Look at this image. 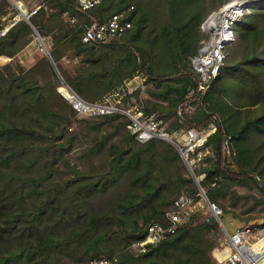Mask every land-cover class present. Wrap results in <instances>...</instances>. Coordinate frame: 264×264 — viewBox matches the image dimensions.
Instances as JSON below:
<instances>
[{
	"label": "trees",
	"instance_id": "trees-1",
	"mask_svg": "<svg viewBox=\"0 0 264 264\" xmlns=\"http://www.w3.org/2000/svg\"><path fill=\"white\" fill-rule=\"evenodd\" d=\"M229 1L103 0L79 12L77 0H45L31 23L49 39L62 78L45 54L29 68L19 59L37 39L29 22L0 36V55L12 58L0 64V264H88L115 255L114 264H218L212 250L221 227L201 214L150 250H130L149 224L164 222L180 194L196 192V183L172 143L140 142L125 116L79 117L58 90L63 82L95 102L139 76L133 95L145 88L144 110L164 113L171 129L215 121L207 194L223 208L222 219L231 213L245 225H264L263 215L242 219L225 203L253 199L244 213L257 204L264 209V0H248L246 15L235 20V40L203 103L194 113H178L198 84L192 57L210 37L202 24ZM130 6L133 26L123 36L84 40L88 25ZM8 12V0H0V29ZM64 56L77 62L68 68ZM75 122L78 128L69 130ZM75 147L83 167L71 162Z\"/></svg>",
	"mask_w": 264,
	"mask_h": 264
},
{
	"label": "built area",
	"instance_id": "built-area-1",
	"mask_svg": "<svg viewBox=\"0 0 264 264\" xmlns=\"http://www.w3.org/2000/svg\"><path fill=\"white\" fill-rule=\"evenodd\" d=\"M102 2L103 0H77V9L79 12H85ZM18 4L16 7L17 12L14 13L11 21L0 29V36H5L20 20H26L32 25L31 16L37 14L43 6H46L45 0L36 4L33 9H27L22 2ZM246 5V2L243 3L241 9ZM133 9L134 6H130L122 12L113 14L109 20L103 23L93 22L88 25L84 32V40L86 42L110 41L123 36L133 26L134 19L131 16ZM65 15L69 21L77 22L76 16L69 13ZM235 20L236 17H228L224 26L225 32H222L220 27L215 31H211L210 40L205 41L199 53L192 57L194 69L198 74V84L190 90L188 98L179 105L178 113L180 115L194 113L197 107L203 103L212 82L224 66L226 47L235 40L233 26ZM32 26L38 32L35 26ZM38 37L40 51L52 58L49 41L39 34ZM133 80L135 79L127 82L117 92L95 102L81 97L66 82L58 87L60 93L73 106L79 116L123 115L128 119L127 127L129 131L140 142L158 138L172 143L179 151L188 174L196 183V192L185 191L180 194L166 212L164 222L157 221L149 224L145 238L132 243L129 247L130 250L134 253H144L150 250L162 240L174 234L192 216L201 214L207 220L210 217H215L224 233L225 242L213 251L218 264H264V225H243L237 227L233 232L229 231L221 218L222 208L209 198L207 189L203 184L207 174L204 168L208 163V158L213 156V146L209 143V138L217 131V123L211 121L202 127L185 124L176 129H171V121L167 119L164 113L158 111L147 113L141 101H133L135 97L133 93L142 84L140 82L132 86ZM212 185H216V181ZM117 259V255L113 257L96 256L90 259L88 264H114Z\"/></svg>",
	"mask_w": 264,
	"mask_h": 264
},
{
	"label": "rangeland",
	"instance_id": "rangeland-1",
	"mask_svg": "<svg viewBox=\"0 0 264 264\" xmlns=\"http://www.w3.org/2000/svg\"><path fill=\"white\" fill-rule=\"evenodd\" d=\"M42 1L43 0H8V2H9V12L3 18H4V20H6L8 17H11L12 18V16L14 15V13L17 12V8L16 7H17V5H19L18 4L19 2H22L26 6L27 9H33L36 4H39ZM232 1H237V0H231V1L227 2V3H225L223 6H221L218 10H216L214 12L220 11L225 5H227L228 3L232 2ZM247 2H248V0H246V3ZM247 11H248V4L246 5V7H244V8L241 9L240 13L236 17V20L239 21L240 19H242L244 17V15H246ZM214 12H212V13H214ZM210 15L208 16V18L210 17ZM11 18H9L7 21L10 22L11 21ZM207 19L205 20V22L207 21ZM205 22L202 24V29L206 33L210 34L211 31L206 30L205 27H204ZM36 34H37V39H35V43H36L35 44L36 45L35 47H36V52L39 54V53H42V52L39 49L40 48V40H39V37H38V33L36 32ZM210 38H211V34H210V37L206 41L210 40ZM23 58H24V56H23ZM34 60H35V57L30 56L28 59H24V61L22 62V64L25 65L27 68H29V67H31L33 65ZM2 61H3L2 58H0V64H3ZM63 61H64L63 63H65V65H66V67L70 68V67H72V65L75 62H77V59H73L72 60L70 58H67V60L66 59H63ZM52 62H53V65H54L55 69L57 70L60 78H62V75H61V73H60V71L58 69L57 64L53 60H52ZM133 79H135V80H133L132 86L137 85V83L142 82V78L139 77V76H136ZM142 91L143 92L140 93V97L137 98L135 96L133 101L138 102V100H139V101H141L142 104H145L144 103V99L148 98V96L146 95L147 93L145 91V88H143ZM127 97H128V95L126 96V98ZM79 117H82V116H79ZM86 118H88V117H86ZM77 125L78 124H76V122L73 123L71 125V127H69V130H72L73 131V130L77 129L78 128ZM80 151L81 150L78 149L77 147H75L72 150V152L70 154V156H71V162L72 163H79L80 165L82 164V167H83V165H84L83 162L84 161H82L79 157H77L78 156V153H80ZM187 175L190 176L188 174V172H187ZM238 190H239V193H249V190L246 187L239 186L238 187ZM225 203L227 204L228 211L235 212L236 214L241 215V218L242 219H245V218H247L249 216H258V217H261L262 215L264 216V209H263V205L262 204H257L255 206V208H253L252 212H250V213H244L243 212L244 209H246L247 207H250L251 205H254L255 204V201L253 199H251L250 202H246L245 200L242 199L238 203V206H236V207L231 206L228 201H225ZM229 215H224V217H223V221L226 224V226H227V228H228L229 231L233 232L237 227L245 225L244 224V221L237 220L236 218L232 217V214L231 213H229ZM217 235H218V240H217V242L215 244L214 249L212 250V253H213V251L216 248L221 247L222 244L225 242V237H224V233H223L222 229H220V231L217 232ZM213 256H214V254H213Z\"/></svg>",
	"mask_w": 264,
	"mask_h": 264
},
{
	"label": "bare ground",
	"instance_id": "bare-ground-1",
	"mask_svg": "<svg viewBox=\"0 0 264 264\" xmlns=\"http://www.w3.org/2000/svg\"><path fill=\"white\" fill-rule=\"evenodd\" d=\"M245 2H246V0H237V1H232V2L228 3L227 5H225L220 11L215 12L208 19V21L204 25L205 29L208 31H211V29H215V28H213V26L217 25V27H220V29H222V32H225L224 26L227 23L228 17H230V16L231 17H237L241 11V5H243V3H245ZM51 60H53V59L51 58Z\"/></svg>",
	"mask_w": 264,
	"mask_h": 264
},
{
	"label": "crops",
	"instance_id": "crops-1",
	"mask_svg": "<svg viewBox=\"0 0 264 264\" xmlns=\"http://www.w3.org/2000/svg\"><path fill=\"white\" fill-rule=\"evenodd\" d=\"M46 39L49 41L48 38H46ZM49 43H50V41H49ZM35 44L36 43H35V40H34L31 44H29L24 50H22L19 53L18 57L20 58V60H22V62L24 61V59H28L30 56L35 57V60H34L33 64L36 63L37 61H39L42 58L43 53H39L38 54L36 52V47H35L36 45ZM23 56H24V58H23ZM0 58H2L3 64L10 62L11 59H12L11 57H7V56H3V55H0ZM63 59L67 60V57L64 56Z\"/></svg>",
	"mask_w": 264,
	"mask_h": 264
},
{
	"label": "water",
	"instance_id": "water-1",
	"mask_svg": "<svg viewBox=\"0 0 264 264\" xmlns=\"http://www.w3.org/2000/svg\"><path fill=\"white\" fill-rule=\"evenodd\" d=\"M214 13H215V12H214ZM214 13H212V14L210 15V17H211ZM210 17H209V18H210ZM209 18H208V19H209ZM208 19H207V21H208ZM207 21H206V22H207ZM206 22H205V24H206ZM205 24H204V25H205ZM213 28H215V29H211V31H215V30L218 29L217 25H216V26L214 25ZM37 33L39 34V32H37ZM39 35H40V34H39Z\"/></svg>",
	"mask_w": 264,
	"mask_h": 264
}]
</instances>
